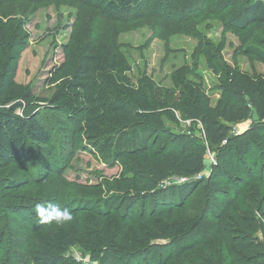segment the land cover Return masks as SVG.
Returning a JSON list of instances; mask_svg holds the SVG:
<instances>
[{
    "label": "rangeland",
    "instance_id": "374dc122",
    "mask_svg": "<svg viewBox=\"0 0 264 264\" xmlns=\"http://www.w3.org/2000/svg\"><path fill=\"white\" fill-rule=\"evenodd\" d=\"M257 1L264 5V0H143L135 16L124 18L87 0H0L2 64L22 49L14 78L22 89L3 98L14 104L22 102V93L31 94L50 136L47 144L28 146L15 176L0 172V264H35L32 254L40 247L53 250L61 259L58 264H180L181 251L185 264L241 257L232 241L242 239L249 225L264 222V148L251 135L264 132V120L252 111L247 120L228 125L235 155L247 133L256 169L240 160L243 174L233 176L234 181L219 190L223 192L208 196L203 185L215 173L220 148L207 149L196 193L183 207H172L165 191L180 183L168 176L158 185L157 202L172 214L153 217L149 199L144 218L141 201L134 214L125 206L138 196L129 181L134 176L155 179L150 158L162 144L153 147L147 161L104 160L88 136L101 139L115 131L114 125L97 121V115L116 100L123 85L109 69L112 79L105 86L74 78L75 72L61 67L64 53L72 48L82 53L89 47L108 57V63L114 58L126 77L124 84L145 93L170 134H184L207 146L199 121L181 111L202 96L215 109L228 97L223 86L229 71L264 91V64L244 52L250 47L264 51V25L231 26L236 13ZM12 179L16 189L7 187ZM87 187L102 189V197L122 198L124 205L104 216L81 208L91 199ZM215 196L229 202L219 223L206 212ZM36 204L66 207L73 219L41 223ZM253 237L264 245V230Z\"/></svg>",
    "mask_w": 264,
    "mask_h": 264
},
{
    "label": "trees",
    "instance_id": "16d2710c",
    "mask_svg": "<svg viewBox=\"0 0 264 264\" xmlns=\"http://www.w3.org/2000/svg\"><path fill=\"white\" fill-rule=\"evenodd\" d=\"M87 1L93 4L100 3L106 11L124 18L135 16V12L140 10L143 2V0ZM231 22V26L237 28L250 24L262 27L264 25V5L257 1L236 13ZM21 52L22 49H19L15 57H7L5 63L2 64L3 54L0 49V172L9 173L12 176H15L17 164L24 158L29 145H44L50 139L49 132L39 120L37 107L31 104V94L22 93V102L14 104L3 98L11 91L22 89V86L14 81L17 58ZM244 52L247 56H255L264 64V51L250 47ZM111 61L112 63H108V57H100L89 47L85 48L82 53L78 48L75 50L72 48L64 53V62L61 68L72 71V73L75 72L74 78L77 76V79L93 81V83L105 86L109 85L110 79H112L107 72L109 69L117 76V81L123 85V90L119 92L116 100L107 104V108L100 110L97 115V121L104 120L106 123L114 125L115 131L101 139L93 135L88 136L92 142L93 150L104 160L113 163L129 157H142L144 161H147L148 153L153 150V147L156 144H162L150 158L157 170L155 179L134 176L129 181L132 185L130 187L138 191L136 202L131 200L125 205L129 208L130 214L135 213L136 204L141 201L143 205L140 214L145 218L149 199L152 200L151 214L153 217L172 214V210L164 211L157 202L161 195L157 190L158 185L168 176L187 180L169 186L165 191L168 193L169 204L172 207H183L181 205H184L202 184L195 177L204 170L207 149L220 148L218 163L214 168L215 173L208 179V183L203 185L208 196L213 195L214 191L223 192L219 190L229 186L233 176L239 178L243 174L242 170L245 167L243 168V165L240 164L242 163L240 160L247 163L251 170L256 169L257 161L251 157L253 156L251 140L246 136L247 133L243 135L245 136L244 143L236 154L239 156L241 153L242 157H237L235 148L230 144L232 141L229 137L231 128L228 125H236L247 120L252 111H255L257 116L264 120V91H256L240 74L229 71L226 73V82L223 86L228 97L215 109L211 108L209 99L205 96H202L193 107L184 106L182 114L188 119L200 122L203 136L208 144L206 146L190 136L170 134L165 129L161 116L150 108L145 93L126 86L124 84L126 77L120 72V66L116 65L114 58ZM59 71L54 75L57 76ZM53 81H56V78ZM17 111L20 113L17 114ZM251 135L264 148V132L253 131ZM152 140H155L153 145ZM14 180L12 179V182L8 184V188H17L18 183H14ZM138 188H141V191ZM85 190L91 199L85 200L80 207L91 210L97 215L104 216L111 209L124 205L122 198L102 197L103 190L100 188L87 187ZM213 200L215 202L211 204L214 206L209 211L211 204H207L206 212L210 213L213 219L219 223V216L229 211V202L217 196ZM262 219L264 220V211ZM251 226L253 228L249 225V231L241 236L242 239L232 241L239 253L240 251L243 253L241 257L238 259L229 257L225 261H216L215 264H264V245L256 237H253L257 231L264 230V222L258 221ZM157 250H159L157 247L153 248V251ZM177 259L180 264H185L182 251ZM32 260L35 264H58L61 259L53 253V250L40 247L33 251Z\"/></svg>",
    "mask_w": 264,
    "mask_h": 264
},
{
    "label": "clouds",
    "instance_id": "9594fccd",
    "mask_svg": "<svg viewBox=\"0 0 264 264\" xmlns=\"http://www.w3.org/2000/svg\"><path fill=\"white\" fill-rule=\"evenodd\" d=\"M34 211L39 217L41 223L62 224L73 219L72 212L68 208H60L55 204H36Z\"/></svg>",
    "mask_w": 264,
    "mask_h": 264
},
{
    "label": "built area",
    "instance_id": "2783aa9c",
    "mask_svg": "<svg viewBox=\"0 0 264 264\" xmlns=\"http://www.w3.org/2000/svg\"><path fill=\"white\" fill-rule=\"evenodd\" d=\"M200 123V122H199ZM201 125V124H200ZM202 127V126H201ZM195 179H196V177H195ZM187 180H179V183H183V182H186Z\"/></svg>",
    "mask_w": 264,
    "mask_h": 264
}]
</instances>
